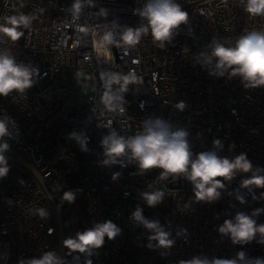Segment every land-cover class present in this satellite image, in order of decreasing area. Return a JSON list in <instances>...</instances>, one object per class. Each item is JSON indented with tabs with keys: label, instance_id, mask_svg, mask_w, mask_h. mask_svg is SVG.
Instances as JSON below:
<instances>
[{
	"label": "built area",
	"instance_id": "1",
	"mask_svg": "<svg viewBox=\"0 0 264 264\" xmlns=\"http://www.w3.org/2000/svg\"><path fill=\"white\" fill-rule=\"evenodd\" d=\"M177 2L189 20L165 49L149 32L135 46L109 45L106 56L96 50L99 38L114 31L119 39L123 27H138L141 19L133 9L144 0H93L94 6L85 7L76 20L68 11L73 0H0V24L12 16L32 18L29 28L18 29L23 37L16 43L3 37L0 50H10L17 62L31 64L39 72L25 93L0 97V118L7 115L15 121V127L9 126L11 136L4 138L8 151L27 157L46 181L61 210L63 241L106 220L122 230L113 240L105 237L104 245L91 254L63 244L64 264H179L198 255L230 259L240 251L246 254L241 264L264 260L259 236L248 244L233 245L216 230L237 211L264 208V200H252L245 189L238 194L246 203L235 199L233 190L251 173L227 183L219 201L195 203L192 185L183 178L161 180L159 169L152 176L148 172L141 176L134 164L102 163L100 141L110 130L135 135L142 120L161 117L188 131L194 153L211 149L212 141L220 139L221 155L234 158L246 153L254 168L264 169V87L246 89L240 77L210 75L197 61L200 52L210 51L207 46L214 38L234 46L246 31L264 30V15H249L240 0ZM129 73L135 74L137 83L123 93V111L110 110L103 102L106 80ZM118 88L112 85L113 91ZM181 101L183 111L175 107ZM73 132L87 137L88 151H81L70 136ZM229 145L234 147L229 150ZM6 160L9 172L0 179V264L57 253L55 211L41 184L21 164ZM114 173H120L116 180ZM156 189L168 200L166 213L148 207L140 196ZM70 190L75 193L71 203L62 199ZM261 192L264 189H255L257 196ZM137 206L175 239L163 255V249L147 246L149 233L131 219ZM40 209L45 217L39 215ZM257 223H264V213ZM182 228L187 232L177 235Z\"/></svg>",
	"mask_w": 264,
	"mask_h": 264
},
{
	"label": "clouds",
	"instance_id": "2",
	"mask_svg": "<svg viewBox=\"0 0 264 264\" xmlns=\"http://www.w3.org/2000/svg\"><path fill=\"white\" fill-rule=\"evenodd\" d=\"M244 11L251 16L264 15V0H240ZM93 0H73L68 9L76 20L82 14L85 7H93ZM101 14H106L100 9ZM133 14L141 19L138 27H123L116 38L114 31H106L96 43V50L106 56L109 45L135 46L142 36L151 34L154 42L163 50L167 43H170L181 25H186L189 15L182 9L177 0H144L141 7L133 9ZM31 17L20 15L12 16L5 23L0 24V42L6 37L12 43H16L23 37V31L19 28H29ZM146 22V23H145ZM84 28H81L83 31ZM210 51L200 52L197 61L203 68L209 70L210 75L228 78L240 77L246 89L264 87V30L246 31L236 41L234 46H225L217 39H213L207 46ZM38 69L31 64L17 62L10 50H0V97H9L11 93H25L33 87L34 76H38ZM137 83L134 73L126 76L117 74L111 75L105 82L107 89L103 95V102L110 110L120 109L123 111L124 96L128 91L129 84ZM117 84L119 88L115 91L112 85ZM175 107L183 111L185 103L178 102ZM15 127V121L4 115L0 118V179L7 176L9 166L4 153L9 150L10 145L5 137H10L9 126ZM70 136L77 140L81 151H88L85 148L84 138L75 132ZM189 133L184 128H175L172 124L161 117H148L141 121V130L135 135L123 136L115 129L108 132L101 141L105 159L103 165L134 164L138 168L137 175H145L152 169H159V179L166 180L170 176L174 179L183 178L192 185L193 201L195 203H214L221 199L222 191L226 184L230 183L240 174L251 173L243 178L239 188L234 189L237 193L235 199L240 203H246L244 196L239 195L241 189L251 194L252 200H264V192L259 196L255 189H264V169L254 168L252 162L247 158L246 153H240L234 158H228L220 154L224 145L220 139L212 141L209 150L194 153L188 140ZM234 145H229V150ZM120 173H114L112 179L116 180ZM230 192L229 195H232ZM142 200L148 207H156L164 199L162 191H144L140 193ZM69 203L75 200L73 191H66L62 197ZM11 203V201H9ZM190 206L186 204V207ZM264 213V208H255L250 213L237 211L232 218L225 219L218 225L216 230L221 237H229L233 245H245L260 237L259 243L264 244V223H257V218ZM39 215L45 217L47 213L39 210ZM218 218V216H217ZM131 219L146 230L149 235L148 247L150 249L170 250L175 239L171 233L165 230L159 220H151L143 215V209L137 206L131 213ZM121 228L111 220L97 222L84 231L77 232L75 237L69 236L63 241L66 248L80 253L91 254L94 249L101 248L108 240L115 239L121 234ZM181 229L177 235L186 233ZM153 241L155 242L153 244ZM246 254L240 251L234 258L211 259L207 256H193L189 260H182L179 264H241L245 261ZM18 264H64L63 259L55 251L43 252L38 258L21 259ZM91 264V261L88 262ZM248 264H264V260L256 258Z\"/></svg>",
	"mask_w": 264,
	"mask_h": 264
},
{
	"label": "water",
	"instance_id": "3",
	"mask_svg": "<svg viewBox=\"0 0 264 264\" xmlns=\"http://www.w3.org/2000/svg\"><path fill=\"white\" fill-rule=\"evenodd\" d=\"M5 157L13 160L15 162H18L23 167H25L32 175L38 180V182L41 184L45 194L47 195L51 205L54 208L55 211V217H56V225H57V231H58V247H57V255L60 256L64 261V254H63V227L61 223V210L54 199V197L51 195L49 188L47 187L46 181L42 178V176L38 173V171L34 168V166L30 163L27 157H23L18 153H13L11 151H6L4 153Z\"/></svg>",
	"mask_w": 264,
	"mask_h": 264
},
{
	"label": "rangeland",
	"instance_id": "4",
	"mask_svg": "<svg viewBox=\"0 0 264 264\" xmlns=\"http://www.w3.org/2000/svg\"><path fill=\"white\" fill-rule=\"evenodd\" d=\"M83 76H85V74H84ZM155 191H160V190L156 189ZM167 204H168V200H167V198L164 196L163 201H162L159 205H157V207H158L163 213H166V210H167Z\"/></svg>",
	"mask_w": 264,
	"mask_h": 264
},
{
	"label": "trees",
	"instance_id": "5",
	"mask_svg": "<svg viewBox=\"0 0 264 264\" xmlns=\"http://www.w3.org/2000/svg\"><path fill=\"white\" fill-rule=\"evenodd\" d=\"M154 171H155V169H152V170H150V171L148 172V174H149L150 176H152V175L154 174Z\"/></svg>",
	"mask_w": 264,
	"mask_h": 264
}]
</instances>
